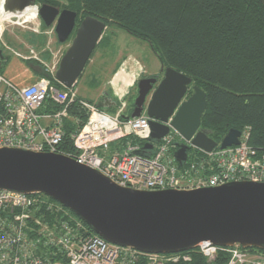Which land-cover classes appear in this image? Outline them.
Returning <instances> with one entry per match:
<instances>
[{
  "label": "built area",
  "instance_id": "built-area-1",
  "mask_svg": "<svg viewBox=\"0 0 264 264\" xmlns=\"http://www.w3.org/2000/svg\"><path fill=\"white\" fill-rule=\"evenodd\" d=\"M4 2L0 0V47H8L3 42L6 28L2 22H13L10 19L16 17L3 15ZM15 53L24 60L41 61L33 48L25 54ZM56 69L45 66L47 74L26 85L16 84L0 70V147L66 154L120 186L140 190H189L240 180L264 182V153L250 144L249 127L241 131L239 144L218 145L210 151L193 145L174 127L151 142L150 117L146 113L132 117L128 112L123 76L112 83L116 111L110 113L74 89L65 88L55 77ZM74 105L87 115L82 126L78 118L70 116ZM70 117L78 125L71 136L74 154L61 149ZM182 144L189 148L186 160L180 163L174 153ZM140 149L144 152H138ZM194 248L209 260L224 254L226 264H264V252L238 243L222 246L203 240ZM143 253L148 264L168 260L166 253L142 252L88 233L80 217L43 193L0 189V264H137ZM181 257L191 260L188 254L174 260Z\"/></svg>",
  "mask_w": 264,
  "mask_h": 264
},
{
  "label": "water",
  "instance_id": "water-1",
  "mask_svg": "<svg viewBox=\"0 0 264 264\" xmlns=\"http://www.w3.org/2000/svg\"><path fill=\"white\" fill-rule=\"evenodd\" d=\"M36 1L5 0L4 10L22 14ZM36 6L43 23L47 27L56 23L59 42H66L77 12L47 3ZM106 27L105 21L91 15L80 21L55 72L61 84L68 88L75 85ZM162 69L164 75L155 88L157 75L138 79L139 92L130 114L150 117L149 141L160 140L174 127L193 145L208 151L218 145L239 144L241 131L234 128L221 142L210 137L201 127L206 92L192 85L193 92L185 98L192 78L170 66L162 64ZM97 105L112 104L105 98ZM188 148L182 144L175 151L178 162L186 160ZM0 189L43 193L73 211L108 242L142 252H181L203 240L264 249V182L240 180L189 190H140L120 186L66 154L0 147Z\"/></svg>",
  "mask_w": 264,
  "mask_h": 264
},
{
  "label": "trees",
  "instance_id": "trees-1",
  "mask_svg": "<svg viewBox=\"0 0 264 264\" xmlns=\"http://www.w3.org/2000/svg\"><path fill=\"white\" fill-rule=\"evenodd\" d=\"M43 3L76 11L78 22L87 15L105 21L107 30L96 48L108 44L114 32L110 29L124 30L147 42L165 67L190 76L191 85L206 92L201 127L210 137L220 142L231 128L242 131L249 127L250 144L264 153V0H37L34 5ZM42 27L47 29L43 21ZM25 38L30 43L39 40L32 33ZM27 61L36 65L32 66L38 77L47 74L38 60ZM70 116L78 118L80 126L87 119L75 105ZM71 117L66 119L61 149L74 154L71 136L78 125ZM88 233L96 234L90 226ZM185 254L191 256L190 261L182 257L174 260ZM164 255L168 259L165 264L227 262L221 253L208 262L197 248ZM146 257L143 253L140 259L147 262Z\"/></svg>",
  "mask_w": 264,
  "mask_h": 264
},
{
  "label": "rangeland",
  "instance_id": "rangeland-1",
  "mask_svg": "<svg viewBox=\"0 0 264 264\" xmlns=\"http://www.w3.org/2000/svg\"><path fill=\"white\" fill-rule=\"evenodd\" d=\"M57 7H59L60 10L64 9L61 6ZM10 20H13V22H9L8 20L2 22L6 28L3 33V42L7 44L8 47L3 44L0 47L4 52L5 57L0 59V70L16 84L26 85L35 81L37 77L36 74H34L35 72L33 66L30 65L32 62L17 56L15 52L25 53L33 48L39 55L41 60L39 62L43 66L57 67V63L55 61L53 62L51 57H61L65 53L71 41L64 43L58 42L54 26L43 29L41 24L42 20L38 14L37 17L33 16L28 20H26V16L21 18L16 16ZM110 30H114V32L110 35L108 44L103 47H98L93 53L84 68L83 75L77 79L73 88L77 90L79 94L87 95L92 98L93 102H98L97 93H101V91L105 88V85L100 82L101 79L108 81L105 82L106 84L110 82L114 84V81L118 78H122L120 71L125 70L123 65L126 61H132L133 63H136L137 61L141 64V66H143V69L141 68L142 70L139 67L140 71L137 73L138 75H136L133 79L122 78L125 79L126 82L123 85L126 89L125 92L128 91L126 99L128 101L129 112L134 106L133 103L137 97L138 91L136 86L138 85V79H140L144 73L153 74L160 72L162 63L154 54L147 42L135 38L124 30ZM27 33L35 35L39 39L36 40L37 43H30L27 41L25 38ZM46 54L49 55V58L45 56ZM105 67H113L112 73L107 76L108 78L102 75V73L99 75V71H102ZM107 111L114 113L116 111V107L112 108V110L108 109ZM216 259L217 257L213 260L207 259V261L211 262ZM137 264L148 263L143 261V259H138Z\"/></svg>",
  "mask_w": 264,
  "mask_h": 264
},
{
  "label": "crops",
  "instance_id": "crops-1",
  "mask_svg": "<svg viewBox=\"0 0 264 264\" xmlns=\"http://www.w3.org/2000/svg\"><path fill=\"white\" fill-rule=\"evenodd\" d=\"M57 36V35H56ZM103 36H104V34H103ZM102 36V37H103ZM102 39V38H101ZM100 39V40H101ZM57 40H58V38H57ZM58 42H59V40H58ZM61 43V42H60ZM96 50H97V48H96ZM95 50V51H96ZM28 52V51H27ZM27 52H25V53H27ZM25 53H23V54H25ZM63 56V55H62ZM61 56V57H62ZM61 57H58V58H55V57H51L52 59H53V62L55 61L56 63H57V67H58V64H59V61H60V58ZM33 66H36L35 64H32ZM31 65V66H32ZM124 66V69L125 70H121L120 72H121V76H123L124 78H128V79H133V77H135L136 75H138L137 73H139V67H140V69L142 68L143 69V66H141V64L140 63H138L137 61H136V63L134 62H132V61H130V62H128V61H126V63L123 65ZM38 67V66H37ZM127 69H126V68ZM141 69V70H142ZM144 71V70H143ZM35 72V71H34ZM34 74H36V73H34ZM99 75H100V71H99ZM36 77L38 78V75L36 74ZM36 78V79H37ZM94 79H96V78H94ZM92 80V79H91ZM101 83H103L104 84V80H102L101 79V81H100ZM110 82V81H109ZM76 84V83H75ZM75 86V85H74ZM73 86V87H74ZM112 83L110 82L109 83V87H107V89L110 91V96L108 97V96H106V97H104V95H103V91H101V93H97V101H101V100H104L105 98H108V102L110 103V104H112L111 105V107H107V108H112V107H115V104L113 105V103H112V101H114V102H116V97H115V95L114 94H112L113 92V90H112ZM64 87H66V86H64ZM73 87H71L72 89H74ZM66 88H68V87H66ZM75 90V89H74ZM76 91V93L79 95V96H81V97H85V98H89V99H91L92 100V98H90V97H88L87 95H83V94H79V92L77 91V90H75Z\"/></svg>",
  "mask_w": 264,
  "mask_h": 264
},
{
  "label": "flooded vegetation",
  "instance_id": "flooded-vegetation-1",
  "mask_svg": "<svg viewBox=\"0 0 264 264\" xmlns=\"http://www.w3.org/2000/svg\"><path fill=\"white\" fill-rule=\"evenodd\" d=\"M80 23V21L78 22L77 21V18H76V24H75V27H74V29H73V31H72V33H71V35H70V37L67 39V41H71V39L73 38V36H74V34H75V32H76V27L78 26V24ZM41 24H42V22H41ZM55 24L56 23H54V24H52L50 27H52V26H54V31H55ZM55 34H56V32H55ZM66 41V42H67ZM93 54V53H92ZM92 54H91V56H92ZM90 56V57H91ZM90 59V58H89ZM88 63V62H87ZM164 69V68H163ZM162 68H161V70H160V72H158V73H153V74H148V73H144L143 74V76H141L140 78H143V77H146V76H153V75H157L158 77H157V81H156V83L154 84V87L153 88H155L156 86H157V84L160 82V80L162 79V77H163V75H164V70H163ZM112 70H113V67H105L102 71L100 70V74L102 73V75H104V76H108L109 74H111L112 73ZM108 78V77H107ZM105 82H108V81H104V85H105V88H104V90H103V95H104V97H106V96H110V91L107 89V87H109V83H105ZM137 87V91L139 92V89H138V85L136 86ZM191 89H192V85H190V88L188 89V92H187V94H186V97L185 98H187L192 92H190L191 91ZM138 92H137V95H138ZM105 108H107V107H105ZM133 108H134V106H133Z\"/></svg>",
  "mask_w": 264,
  "mask_h": 264
},
{
  "label": "bare ground",
  "instance_id": "bare-ground-1",
  "mask_svg": "<svg viewBox=\"0 0 264 264\" xmlns=\"http://www.w3.org/2000/svg\"><path fill=\"white\" fill-rule=\"evenodd\" d=\"M33 6H30L28 9H26L22 14H12V13H10V12H4L3 13V15L4 16H6V17H9L10 15H14V16H18V17H22V16H26V20H28V19H30V18H32L33 16H36L37 17V14H38V9H37V11L35 10V9H33L32 8ZM107 28V27H106ZM106 30V29H105ZM105 30H104V32H105ZM104 32H103V34H104ZM99 43V42H98ZM98 45V44H97ZM97 47V46H96ZM95 50H96V48H95ZM94 50V51H95ZM93 51V52H94ZM92 52V53H93ZM200 242H202V241H200ZM199 242V243H200ZM198 243V244H199Z\"/></svg>",
  "mask_w": 264,
  "mask_h": 264
}]
</instances>
